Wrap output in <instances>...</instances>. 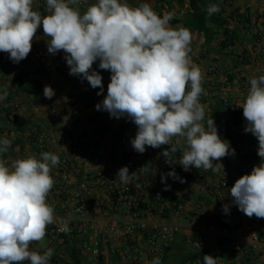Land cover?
<instances>
[{
  "label": "clouds",
  "instance_id": "obj_1",
  "mask_svg": "<svg viewBox=\"0 0 264 264\" xmlns=\"http://www.w3.org/2000/svg\"><path fill=\"white\" fill-rule=\"evenodd\" d=\"M80 0H46L47 15L33 10V0H0V52L18 64L29 55L38 28L42 26L47 51L65 53L69 74L87 80L97 95L104 91L98 67L111 72L107 95L97 110L107 111L111 117L129 118L137 132L131 140L133 149L143 154L146 146L160 148L171 145L161 155L168 164L179 163L184 171L196 169L223 172L221 158L235 155L230 142L222 139L214 119L205 121V105L201 95L204 76L193 63L191 32L170 21L174 12L158 15L148 3L131 7L122 0H98L81 14ZM209 16L220 7L210 4ZM243 109L246 121L244 132L258 140L257 154L261 162L250 174L238 178L230 188L232 202L249 218H264V75L251 78ZM44 96L51 99L55 92L45 86ZM6 88L0 89V101L7 99ZM178 138L173 144V138ZM180 140L183 147H178ZM11 141L0 138V156L7 153ZM181 152L177 160L175 153ZM214 161H216L214 163ZM59 156L42 152L37 158L29 155L15 160L11 166L0 158V264H50L53 249L42 254L30 250V244L42 241L48 225L54 223V208L47 197L54 186L52 169L59 164ZM141 172H149L146 164ZM224 173V172H223ZM120 183L128 185L137 178V171L129 173L127 166L118 170ZM183 179L173 169L162 174ZM166 186L165 190H167ZM224 213L230 211L223 205ZM63 231L69 232L67 225ZM204 264H217V258L204 255ZM151 264H161L155 257Z\"/></svg>",
  "mask_w": 264,
  "mask_h": 264
},
{
  "label": "built area",
  "instance_id": "obj_2",
  "mask_svg": "<svg viewBox=\"0 0 264 264\" xmlns=\"http://www.w3.org/2000/svg\"><path fill=\"white\" fill-rule=\"evenodd\" d=\"M221 4L224 10L219 12L232 23L225 25L229 36L235 27L239 29V35L234 44L228 42L224 49L221 42L225 36L217 42L222 57L207 54L203 62H197L204 76L202 87L207 93L201 95L200 102L205 105V121L214 119L212 110L216 104L229 107L239 115V127L230 121L218 124L214 120L218 134L230 142L236 155L243 146L247 150L258 147L257 138L244 132L246 121L239 106L246 98L250 79L264 75V22L248 9H238L235 0H222ZM35 9L42 16L47 15L46 0H37ZM46 66L50 67L51 63ZM19 73L26 75L25 64L18 69ZM2 79L0 72V81ZM233 92L241 100L234 99L231 96ZM212 97L215 103L211 107L212 102H209ZM10 107L9 114L0 115V138L7 137L11 141L9 151L3 155L8 166L29 155L39 158L42 152L59 156L60 162L51 172L55 183L47 197L54 208L55 220L47 227V243L39 241L29 246L30 250L41 254L48 248L53 249L50 264H66V248L77 239L81 240L77 245L89 264H115L116 261L118 264H145L151 257H161L172 251L184 229L197 234L195 239L189 236L185 239L192 258L184 264H204V255L217 258V264L224 263L219 252L208 248L210 235H215L219 242L230 243L236 255V264H256V260L264 262V239L261 236L264 218H249L238 210L230 198V188L236 180L225 173L234 171L240 178L247 168V165L235 160V155L218 161L223 164L224 173L195 167L184 171L179 163L168 164L161 155L171 145L155 149L147 146V154L140 159L107 152L96 142H79L69 138L57 130L65 117L58 107L51 109V128L36 122V116L32 115L35 124L22 133L15 120L21 106L11 103ZM240 136L246 137L247 141L243 142ZM177 139L173 138L174 145ZM20 140H26V144H17ZM177 146H185L184 141L180 140ZM180 156L178 150L175 158L178 160ZM146 164L149 165V172H141L139 169ZM124 166L128 167L130 174L137 171V178L128 185L121 184L117 177L118 170ZM173 169L184 182L167 177L166 183H162V174ZM166 186L170 187L165 190ZM197 195L211 199L214 205L205 207L196 204L188 210ZM225 204L230 208L227 214L223 211ZM189 211L193 213L192 219L188 217ZM236 217H241L242 221L232 225L231 220ZM65 225L69 232L63 231ZM110 240L129 249L115 251L113 247L111 253L116 258L110 259L111 254L104 249V244Z\"/></svg>",
  "mask_w": 264,
  "mask_h": 264
},
{
  "label": "crops",
  "instance_id": "obj_3",
  "mask_svg": "<svg viewBox=\"0 0 264 264\" xmlns=\"http://www.w3.org/2000/svg\"><path fill=\"white\" fill-rule=\"evenodd\" d=\"M217 1L221 3L222 0ZM235 1L238 9H248L250 12L257 15L262 22H264V0ZM97 2L98 0H80V3L74 7H78L81 14H83L88 6ZM122 2L129 4L131 7H137L142 3H148L154 11L157 8L163 9L162 16L166 12H174L175 17L170 21V25L173 28L178 25H182L185 27L190 22V18H188L185 14V7H182L181 0H122ZM36 3L37 0H33V10L35 11ZM233 26L235 27V25ZM212 30L214 31V35L213 37H211L210 43L207 42V37L204 34L199 32L191 33V52L189 53V55L193 63L196 65L197 62L202 61L204 55L207 54L211 56L218 55L219 57H222V53L218 50L216 45L217 42L223 37L222 30L219 29L217 25H213ZM47 40L48 37L44 35L43 28L41 26L40 28H38L37 33L33 39L32 49L29 55L18 64L13 63L9 59L8 53L0 52V72L3 75V79L0 81V89L6 88L8 91L7 99H5L4 101H0V115L2 116L3 114H9V112L11 111V103H19L21 108L18 111V115L15 117V120L17 121L19 130L24 133L29 129V127L35 124V122H32V115L36 116V122L48 125L51 128V109L53 107H58L65 117L61 124V127H59V129L57 130H61V132L65 133L69 138H75V140L79 142H95L94 137H96L97 139H102L105 132L110 133L109 130V132H107L101 129L106 127V125L113 126L111 130H113L112 132L116 135L117 139H119L121 145L118 146L115 150H111V148L109 149L107 146L103 145L107 152L113 151L114 154L121 153L125 157H134L140 159L143 158L147 154V151H145L143 154H140L136 152L131 145V140L135 137L137 132V126L130 119L128 121H125L122 118L117 119L115 117H111L107 111L97 110L96 105L98 103H101L103 99L98 100L94 108H92L91 110L86 109L83 105V88L80 78L78 76H73L70 74L66 76L63 73V71H65V53L63 52V50H60L57 54H50L47 51ZM48 63H51L50 67L46 66ZM22 64H25L27 68V73L24 79L25 81L33 82L36 79L42 81L43 88L39 95L27 96L20 92L17 74L18 69L21 68ZM98 65L99 61H96L93 64V69L101 74L102 83L108 87V84L110 83L111 72L109 70L100 69ZM45 86H51V88L55 92V95L51 99L46 98L43 94ZM231 96L236 100H241L240 96L234 92ZM209 103H211L210 106L212 107L213 103H215V98L212 97ZM6 106H8V108L10 107L9 110H4ZM81 109L83 110V114H79V117L77 116V113L80 112ZM88 111H93L95 117H97L96 121L98 122V124L96 128L98 130L91 129L88 132L87 129H85L81 131V129L78 127V125L83 120H86V122H92V118L86 119V116H88L86 112ZM213 112L214 108L212 110V113ZM221 120V124L225 121H230L236 127H239L240 125L238 115L233 117L226 114L222 116ZM94 122L95 120H93L92 123ZM92 123H90L91 126L94 125ZM91 126L90 128H92ZM240 139L243 140V142L245 140L247 141V138L244 136H240ZM246 143L247 142H245L244 145L247 146ZM17 144H20V146H24L26 144V140L25 142L20 140V143L18 142ZM246 148L247 147L245 146L239 148L235 155L236 161L247 165V168L245 169V171H243V173H241V176L250 174L253 167L261 162V158L257 154L258 147H254L250 150H247ZM161 170L165 172L164 168H162ZM225 174L227 175V177L231 178L234 181L239 178L237 172L234 171H228ZM230 198L232 197L230 196ZM196 204H201L205 207H211L212 205H214V202L209 198L197 195L195 196V200L188 207V210L193 209ZM191 215H193V213L189 211L188 217L192 219L193 216ZM236 219L237 224L242 221L241 217H236ZM188 236L195 239L197 234L192 230L184 229L183 232L178 235L175 248L169 252V254L167 255V260L164 264H170L171 262L181 263L182 261L187 259L188 253L190 254V256H192L189 248L186 247L185 244V239ZM261 236L264 239V226L261 231ZM71 247L72 246L69 245L66 248V264H73L71 258ZM113 247H115V251H125L129 249V247L127 246H119V243H117V241L113 242L112 240H110V242L104 244L105 252H109L111 254L110 259L116 258V256L111 253ZM208 248L211 251L219 252L223 256V264H236V255L230 243L219 242L217 241L215 235H210L208 237ZM163 257L164 256L159 257L160 260H162L161 258ZM153 259L154 258L151 257L145 264H151V261ZM82 264H89L88 258L83 252ZM115 264H118L117 261L115 262ZM256 264H264V262L261 260H256Z\"/></svg>",
  "mask_w": 264,
  "mask_h": 264
},
{
  "label": "trees",
  "instance_id": "obj_4",
  "mask_svg": "<svg viewBox=\"0 0 264 264\" xmlns=\"http://www.w3.org/2000/svg\"><path fill=\"white\" fill-rule=\"evenodd\" d=\"M181 1H182V7H185L184 10L186 16L190 18V22L185 27L188 28L191 33L199 32L204 34L207 37L208 43H210L211 37H213L214 35V31L212 30L213 25H217V27L222 30L223 36H225V40L221 42L222 49L227 47L228 42L233 43L234 39L237 37V35H239V29L235 27V30L232 32V35L229 36V29L225 28V25L229 26L232 23H230L228 19L223 18L220 12L215 13L211 16L208 15L206 9L210 4H217L219 5L220 10H224V5L218 2L217 0H181ZM162 10L163 9L161 8H157L155 12L158 15L162 16ZM230 15L233 17V13H231ZM64 62H65V68H64L65 71H63V73L67 76L69 75V67L65 59ZM79 78L82 82V88H83L82 91L83 105L86 109L91 110L92 108H94L98 100L104 99V97L107 95V86L102 83L104 91L101 95H97V93L100 92V88L93 89L89 85L87 80H82L81 77ZM24 79H25L24 75L20 73L17 74V80L19 81L20 92L27 96L39 95L43 88L42 81L36 79L33 82H28L25 81ZM9 108L8 106H6L4 110H9ZM226 114L231 115L233 117L238 115L236 112L232 111L229 107H226L222 104L215 105L213 117L216 123L221 124L222 116ZM0 158H3V156H0ZM80 241L81 240L77 239L71 243L72 246L71 258L73 264H82V252H81L82 250L77 245L78 242L80 243ZM168 254L169 252H167L164 255L165 258L164 257L161 258L162 259L160 260L161 264L165 263ZM191 258L192 256H190V254L188 253L187 259L177 264H184Z\"/></svg>",
  "mask_w": 264,
  "mask_h": 264
},
{
  "label": "rangeland",
  "instance_id": "obj_5",
  "mask_svg": "<svg viewBox=\"0 0 264 264\" xmlns=\"http://www.w3.org/2000/svg\"><path fill=\"white\" fill-rule=\"evenodd\" d=\"M82 111H83V110L81 109L80 112L77 113V114H78L77 116H79V114H83ZM86 114L88 115V116H86V119L92 118L93 120H95V122L92 123L93 120H92V122H90L89 120H88L89 122H86V120H83V121H85V122H83L82 120H80V121H82V122L78 125V127L81 129V131H82V130H85V129H87L88 132H89L91 129H96V130H98V129L96 128V126H97V124H98V122L96 121V120H97V117H95V114L93 113V111H88V112H86ZM79 117H80V116H79ZM90 123H92V124H94V125L91 126ZM90 126H91L92 128H90ZM112 127H113V126H107V125H106V127H104V128L101 129V130H103V131H107V132L110 131L111 134L105 132V134H103L102 139H97L96 137H94V141H95L96 143L102 145V146H103V145L107 146L109 149L111 148V150H115L118 146L121 145V142L119 141V139H117L116 135L112 132V131H113V130H111ZM108 130H109V131H108ZM114 131H115V130H114ZM107 147H106V148H107ZM231 224H232V225L237 224V219H236V218H233V219L231 220ZM41 243H42V244H46V243H47V240L44 238V239L41 241ZM174 260H175V259H174Z\"/></svg>",
  "mask_w": 264,
  "mask_h": 264
}]
</instances>
